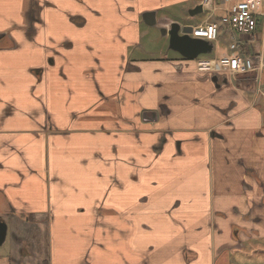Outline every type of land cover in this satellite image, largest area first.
I'll list each match as a JSON object with an SVG mask.
<instances>
[{
    "label": "crops",
    "instance_id": "0c3cea01",
    "mask_svg": "<svg viewBox=\"0 0 264 264\" xmlns=\"http://www.w3.org/2000/svg\"><path fill=\"white\" fill-rule=\"evenodd\" d=\"M201 3L0 0V264H264V72L142 39Z\"/></svg>",
    "mask_w": 264,
    "mask_h": 264
},
{
    "label": "built area",
    "instance_id": "2783aa9c",
    "mask_svg": "<svg viewBox=\"0 0 264 264\" xmlns=\"http://www.w3.org/2000/svg\"><path fill=\"white\" fill-rule=\"evenodd\" d=\"M264 0H222L220 6L214 0H202V7L213 14L216 10L222 12L220 23L234 32L240 39L250 40L255 36L258 29L259 17H262L264 30ZM218 23L206 20L203 24L193 27L191 35L201 38L209 43L217 40ZM236 43L229 44V48L235 49ZM195 67L202 73H230L236 76L240 73H255L264 69V58L262 52H255L243 59L237 54H227L222 57L206 59L198 57ZM264 98V93L262 94Z\"/></svg>",
    "mask_w": 264,
    "mask_h": 264
},
{
    "label": "rangeland",
    "instance_id": "374dc122",
    "mask_svg": "<svg viewBox=\"0 0 264 264\" xmlns=\"http://www.w3.org/2000/svg\"><path fill=\"white\" fill-rule=\"evenodd\" d=\"M176 9L178 11V13L176 14V18H179V21H181V19L184 21H187V23H189V27L196 26L197 22H200V21L202 22L205 19V17H207V15H208L207 14L208 12L203 10L201 13L193 16L194 18H191L189 13L187 12L188 10L185 7H183L182 9L179 7H176ZM263 9H264V1H263ZM170 12H171V10H170ZM259 21L262 22V17H259ZM219 25H220V30H221V31L220 30L219 31H220V33H222L223 41L220 40L219 46L215 45L216 42L213 43L214 48L211 50V52L207 53V54H201V55H199V57L210 59V58L217 57L219 52H222V53L226 52L227 54L230 55V54H237V51H238V55L240 57H242L243 59H245V56L243 55L241 47H238L236 49L237 51H232V50L228 49L229 43L234 39L237 41L238 36L234 32L231 33L230 31L225 29L224 26H222L220 24V22H219ZM181 26L183 27V26H188V25H181ZM154 31L155 30L150 29L146 35L143 34L142 39L147 40L148 42L149 41L151 42L154 40V43L152 45V48L154 49V51L160 50L161 52L165 51V52L169 53L170 56L174 55L173 50H168V43H166V40H163L162 37L160 36L161 34L159 35V34H157L158 32H156V31L154 32ZM153 33H155L154 36H153ZM153 37H154V39H153ZM263 43H264V37H263ZM263 50H264V47H263ZM262 54H263V58H264V52ZM263 72H264V69H262L260 72H255V74L262 73V75H263ZM208 74H213V73L208 72ZM229 74L230 73H228V75ZM248 79H250V78H248ZM262 83H263V85H261V82H259V85H257L258 91H260V90L264 91V76H263ZM248 98L253 99L254 93H248Z\"/></svg>",
    "mask_w": 264,
    "mask_h": 264
},
{
    "label": "water",
    "instance_id": "95a60500",
    "mask_svg": "<svg viewBox=\"0 0 264 264\" xmlns=\"http://www.w3.org/2000/svg\"><path fill=\"white\" fill-rule=\"evenodd\" d=\"M202 11L198 5L189 11V15H194ZM192 27L181 26L179 23H172L169 29H160L162 35L168 36V49L179 53L183 58L194 60L201 54L210 53L212 44L201 39L190 36ZM6 225L0 219V244L4 240Z\"/></svg>",
    "mask_w": 264,
    "mask_h": 264
},
{
    "label": "trees",
    "instance_id": "16d2710c",
    "mask_svg": "<svg viewBox=\"0 0 264 264\" xmlns=\"http://www.w3.org/2000/svg\"><path fill=\"white\" fill-rule=\"evenodd\" d=\"M251 50H247V46L244 45V54H250Z\"/></svg>",
    "mask_w": 264,
    "mask_h": 264
},
{
    "label": "flooded vegetation",
    "instance_id": "af4514ba",
    "mask_svg": "<svg viewBox=\"0 0 264 264\" xmlns=\"http://www.w3.org/2000/svg\"><path fill=\"white\" fill-rule=\"evenodd\" d=\"M221 74V73H220Z\"/></svg>",
    "mask_w": 264,
    "mask_h": 264
}]
</instances>
